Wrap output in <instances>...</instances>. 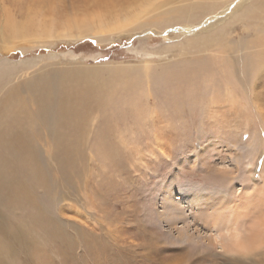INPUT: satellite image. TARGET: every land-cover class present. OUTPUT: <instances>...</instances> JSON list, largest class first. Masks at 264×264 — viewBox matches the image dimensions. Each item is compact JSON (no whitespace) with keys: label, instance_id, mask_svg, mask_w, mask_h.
Here are the masks:
<instances>
[{"label":"rangeland","instance_id":"1","mask_svg":"<svg viewBox=\"0 0 264 264\" xmlns=\"http://www.w3.org/2000/svg\"><path fill=\"white\" fill-rule=\"evenodd\" d=\"M91 4V1L85 0H51L43 6L40 0H0V36H5L2 23L11 15L21 19L30 10L39 8L47 12L53 7L57 8L55 11L58 14L73 10L76 13L93 8ZM154 7L158 9L156 11L163 10L158 3ZM179 25L163 29L146 26L78 39L40 38L24 41L0 37V68L11 66L17 82L42 68L59 70L77 65L108 64L103 68V76L104 81L110 82L109 70L116 64L141 66L145 59L155 64L162 62L166 58L165 55L160 58L167 52L165 47L183 40L178 32ZM176 29L177 32L174 31ZM257 73L260 76L256 79L254 91L260 97L252 95V101L241 98L238 106L228 102L215 104L219 112L214 115H205L200 106L196 113L177 112L178 106L171 104L174 101L169 93L165 97L158 96L152 90L148 96L139 91V97L143 95L141 98L131 92L139 100L136 102L139 112L126 109L129 114L126 115L120 113L124 110L116 111L111 107L109 95L112 92L104 87L97 103L88 113L84 111L81 114L85 127L82 128L83 138L79 147L60 161L49 157L50 147L47 144L50 138L43 123H38L41 125L32 134L44 148L42 155L46 171L41 172H45L40 178L43 183L37 182L32 186L27 183V188L35 194L44 193L38 199L40 203H52L48 214L53 218L57 230L45 233L43 225L31 224L26 237L24 235L23 240L16 243L11 242L6 234L5 240H9L13 250L10 254L0 242V255L7 256L2 264H106L107 261L116 264H181L179 260L185 256L194 257L190 264H235V260H241L243 264H264V255L255 254L264 250L262 246H253L255 250L250 252L251 255H245L243 247L237 244L234 251L221 248L220 238L224 236L226 239L235 232L228 233L226 224L220 227L211 224L217 217L222 220L225 216L227 221L233 217L239 218L249 209L248 198L253 194L264 198V70ZM115 80L118 87L124 85V81ZM114 99L115 104L128 108L122 100ZM29 103L36 107L31 101ZM102 124L109 126L110 151L104 152L98 141L94 140L97 127H102ZM69 132L78 135L77 130ZM244 132L247 133L243 136ZM252 134L263 139V144L258 142L257 145L260 151L255 155L252 171H256L255 175L237 172V168L249 160L247 156L251 153L249 140ZM63 163H70L72 167L69 176L60 172L64 168ZM25 172V168L18 170L19 176L25 175ZM60 174L68 178V184L63 180L65 176ZM253 177L255 182L252 181ZM208 192L216 197L210 199ZM168 193L178 202L179 210L185 213L186 222L184 216L178 220V226H168L166 221L159 220L156 229H148L144 226L147 222L154 220L155 215L158 217V214L166 213L163 205ZM191 197L194 201H191ZM30 203L32 201L23 200L18 193L14 194L9 205L2 207L9 215V223L20 224L24 219H29L26 207ZM252 222L243 216L241 223L244 224L241 226L245 230L238 231V238L226 240L237 243L239 239L251 235ZM187 226L195 241L199 236L203 244L209 243L208 249L201 254L204 256L202 259L194 256L191 243L185 245L179 242L177 231ZM24 240H27V244L23 246ZM35 241L40 246L36 245L29 252V243ZM69 245L71 248L67 250ZM248 257H251V262Z\"/></svg>","mask_w":264,"mask_h":264},{"label":"bare ground","instance_id":"2","mask_svg":"<svg viewBox=\"0 0 264 264\" xmlns=\"http://www.w3.org/2000/svg\"><path fill=\"white\" fill-rule=\"evenodd\" d=\"M49 1L51 0H40L43 6ZM85 1H91L93 8L76 13L73 12L74 10L68 11L65 14H58L55 11L56 7L47 12L36 8L34 11L30 10L25 13L21 19H16L17 16L14 18L11 15L3 21L5 36L1 34L0 37L24 41L25 39L40 38L78 39L91 35L99 36L105 32H110V34L126 32L146 26L163 29L172 25L178 26L182 23L189 25H179L181 30L178 28V32L182 34L183 40L165 47L167 52L162 54L160 58L162 59L163 55L166 58L164 57L162 62L155 64V62L145 59L141 66L116 64L109 70V72L111 71L108 77L111 80L110 82L104 81L105 77L103 76V68L108 64L97 66L77 65L66 69L60 68L59 70L42 68L28 78L23 80L19 78L21 81L17 82L14 78L13 68L4 64L3 67L1 66L0 242L2 246L8 248L10 254L13 247L9 240L13 243L22 241L23 236L26 237L31 224L36 225L37 223L41 227L43 225L45 228L43 232L45 233H53L52 230H57L53 218L48 214L49 206L52 203H40L38 199L44 193L35 194L34 191H28L27 188V183L32 186L37 182H44L40 179L45 175V172H41L46 171L44 168L45 159L42 155L44 148L37 143L32 134L42 123L46 127L50 138V142L47 144L50 147L49 157L60 161L69 157L73 150L79 147L80 140L83 138L82 128L85 127L83 118H80L81 114L84 111L88 113L87 111L97 103L102 96L104 87L112 92L109 95L111 107L116 111L124 110L120 113L126 115H129L125 111L126 109L139 112V104L136 103L139 101L137 100L139 91L144 95L147 93V96L151 95V90L153 94L156 95L157 93L158 96L165 97L169 93L174 101L171 104L178 106L177 112H195L200 106V110L204 111L205 115L211 113L214 115L219 112L215 108V104L228 102L232 106H238L241 98L252 101V95L257 96L254 91L256 79L259 75L257 71L262 72L264 70V0ZM52 3L56 4V2ZM156 3L162 5V11L161 9L156 11L158 10L157 6V8L154 7ZM154 10L155 12H153ZM237 24H239V27H236ZM174 31L177 32V29ZM115 79L121 80V83L124 81V85L118 87ZM131 92H134L137 97L133 96ZM142 94L139 98L143 96ZM114 98L122 100L124 106L128 108H123L118 103L115 104L116 100ZM30 101L36 107L33 108L29 103ZM75 118L76 121L74 122ZM69 130L72 132L77 130L78 135H71ZM108 133V125L102 124V127L101 125L97 127L94 140L98 141L104 152L111 150ZM246 133L244 132L243 136ZM258 137L256 134H252V139L249 140L251 153L247 156L249 160L237 168V172L252 173L256 159L255 155L260 151L257 148L258 142L263 144V139H258ZM95 141L94 143L97 144ZM47 150L49 151V149ZM237 157L240 158L239 153H237ZM20 168L26 169L25 175L19 176L18 170ZM71 170L72 167L68 163L64 164V168L60 172L69 176ZM262 173H264V164ZM255 174L256 171L252 173V175ZM60 175L62 176V174ZM66 179L68 178L65 176L63 180L68 184L69 180ZM252 181L255 182L254 177ZM199 191L202 192V190ZM17 193L23 197V200L26 199L32 201V203L26 207V216L29 219H24L20 224H13L9 223V215L3 208L9 205L12 196ZM257 194L262 193L258 192ZM210 196V199L216 197ZM262 196L264 197L263 194ZM248 199L250 200L247 205L249 209L241 213L242 216L240 215L239 218L233 217L227 221L224 216L221 218L222 220L217 217L211 222L217 227L226 224L228 233L235 232V234H230L227 237L229 240H233L240 235L238 231L244 229L241 225L246 221L242 224L241 218L244 216L253 220L250 229L251 235L239 239L237 243L226 240L227 238L225 239L223 236L219 242L221 248H227L230 251L236 250L235 247L240 245L243 247L245 255H251L255 250L254 247L262 246L264 248V198H259L253 194ZM191 201H194L192 197ZM177 203L176 199L170 197L169 194L163 205L167 214L161 213L158 214V217L155 215L154 220L149 221L152 218L150 214L151 218L147 219L149 222L144 226L151 230L156 229L159 220L166 221L169 224L168 226L174 224L178 226V220H182L184 217L186 222L185 213L183 214L179 210ZM212 212L215 211L212 210ZM46 216H48V220ZM177 232L179 233V242L185 245L191 243L195 253L194 256L202 259L204 256L201 254L208 249L209 243L203 244L199 236H197L198 240L195 241L193 235H191L192 232H189L188 226ZM6 234L9 238L7 241L5 240ZM25 244H27V240H24L22 245ZM39 244L36 241L29 243V252H32L33 248ZM140 246L144 247V244ZM70 248L71 245L67 246V250ZM144 249L147 248L144 247ZM255 254L258 256L264 255V250ZM6 257L4 254L0 255V264L6 260ZM193 258L192 256H185L179 262L190 264V260ZM248 259L251 262V257H248ZM128 261L131 262L130 258H128ZM106 264L116 263L107 261ZM235 264L243 263L241 260H235Z\"/></svg>","mask_w":264,"mask_h":264}]
</instances>
